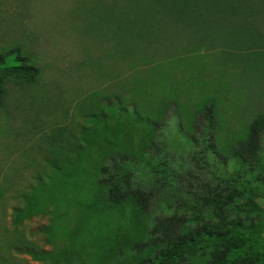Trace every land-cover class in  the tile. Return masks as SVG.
<instances>
[{"label":"rangeland","instance_id":"374dc122","mask_svg":"<svg viewBox=\"0 0 264 264\" xmlns=\"http://www.w3.org/2000/svg\"><path fill=\"white\" fill-rule=\"evenodd\" d=\"M16 45L39 73L31 84L9 81L0 105V264H52L41 254L67 248L77 231L80 257L69 264L145 258L130 249L143 239L128 207L118 212L102 200L105 211L86 209L102 195V165L144 168L152 145L141 123L129 153L85 143L87 116L108 114L110 98L160 124L154 144L183 140L212 100L224 155L264 114V0H0V47ZM78 158L79 174L61 176L57 169ZM41 188L43 202L25 216ZM165 211L153 206L146 224ZM109 242L116 255L103 263Z\"/></svg>","mask_w":264,"mask_h":264},{"label":"trees","instance_id":"16d2710c","mask_svg":"<svg viewBox=\"0 0 264 264\" xmlns=\"http://www.w3.org/2000/svg\"><path fill=\"white\" fill-rule=\"evenodd\" d=\"M38 73L33 56L20 45L0 47V105L9 81L31 84ZM105 103L108 114L102 110L87 116L89 124L83 130L87 145L98 149L107 145L122 154L136 135L137 123L149 127H144L149 134L142 135L150 137L152 145L144 168L116 159L102 165L97 181L102 195L95 192L86 209L105 211L106 207H98L102 200L118 212L129 208L137 236L143 239L132 241L130 249L146 255L138 264H264V114L250 122L245 136L224 155L217 146L212 100L196 112L183 140L173 137L162 144H154L161 137L154 132L160 125L157 121L141 117L136 110L127 115L119 96ZM177 124L183 127L179 120ZM79 164L78 158L57 170L69 178L79 174ZM148 173L151 177L144 178ZM44 190L27 198L25 216L41 205ZM153 206L166 211L149 227L145 217ZM78 237L79 232H74L70 246L54 255L41 254L40 259L69 264L80 257ZM116 250L109 242L102 262L114 257Z\"/></svg>","mask_w":264,"mask_h":264}]
</instances>
